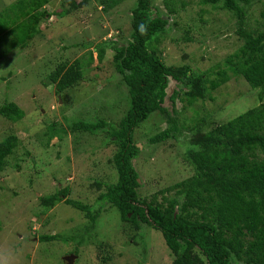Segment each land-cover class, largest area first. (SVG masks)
<instances>
[{"label": "rangeland", "instance_id": "obj_1", "mask_svg": "<svg viewBox=\"0 0 264 264\" xmlns=\"http://www.w3.org/2000/svg\"><path fill=\"white\" fill-rule=\"evenodd\" d=\"M136 1L126 0L106 12L92 0L61 16L69 3L49 0L42 10L51 16L43 20L42 29L38 27L40 33L25 47H7L18 38L0 33V52L9 51L0 55V106L6 101L15 102L25 113L16 123L0 116V143L12 135L19 139L0 173V264L173 263L161 232L146 225L135 230L123 224L118 209L107 203L93 226L88 212L64 201L44 208L40 200L69 188L70 199L95 212L103 207L98 198L106 186L118 180L111 163L116 146L107 142L105 133L112 132L111 127L90 135L72 133L69 126L79 120H105L117 125L129 111V91L115 71V53L107 47L104 61L99 62L97 45L128 43ZM174 1L177 12L171 14L166 2L172 8ZM174 1L151 0L154 16L159 13L169 19L168 30L157 47L165 63L190 66L206 75L224 69L225 58L239 52L243 45L236 32V19L209 8L208 12L202 11L205 7L198 0ZM17 2L0 0V13L5 10L0 18L7 24L15 22L12 7ZM247 11L248 30L263 29L264 1L254 3ZM187 32L190 42L182 40ZM83 57L87 63L81 84L59 95L54 85L46 86L48 76L59 64H71ZM170 86L172 92L173 82ZM257 95L258 91H253L243 78L232 77L211 93L213 99L192 107L177 101L182 127L177 140L150 144L149 139L168 126L159 113L139 126L134 141L140 154L134 165L140 175V197L149 202L156 195V201L162 202L168 195L161 193L163 189L192 176V167L185 159L192 146L190 130L203 120L210 131L217 123L235 119L260 104ZM167 106L171 108L172 104L167 102ZM52 126L55 135L49 136ZM55 234H59L56 241H41V236ZM71 256L75 259L70 263L67 258Z\"/></svg>", "mask_w": 264, "mask_h": 264}, {"label": "trees", "instance_id": "obj_2", "mask_svg": "<svg viewBox=\"0 0 264 264\" xmlns=\"http://www.w3.org/2000/svg\"><path fill=\"white\" fill-rule=\"evenodd\" d=\"M66 1L70 7L61 16L69 15L92 0ZM93 1H98L107 12L126 0ZM263 1L198 0V4L205 7L202 8L204 12L209 8L223 16L232 15L236 19L237 35L243 43L239 52L225 58L224 69L206 75L193 71L190 66L165 63L157 47L168 30L169 19L162 18L159 13L154 16L151 0H137L132 8L128 43L97 45L99 62L104 61L107 47L115 53V71L129 91V111L117 125L105 120H79L69 126L72 133L90 135H99L108 125L111 127L112 132L105 133L107 142L116 146L111 163L118 180L106 186V191L98 198L103 207L95 212L70 199L69 188L41 197L44 208L64 201L88 212L94 226L107 203L118 209L123 224H130L135 230L146 225L161 232L173 255L172 264H264V28L248 30L247 15L250 6ZM48 3L49 0H18L12 7L14 24H7L0 18V33H11L18 38L7 47L23 48L28 40L40 33L38 27L41 28L43 20L50 15L42 10ZM166 4L171 14L177 12L175 1L172 8L168 2ZM182 5L184 7L185 3ZM188 35L189 32L182 38L184 42L191 41ZM8 53V50H2L0 55ZM93 59L90 52L89 61ZM85 60L83 57L71 64H59L48 76L46 86L54 85L57 95L78 86L85 79ZM212 75L214 79L210 78ZM232 77L243 78L253 91H258L260 104L227 123L212 125L210 131L206 130V120L192 128L189 138L192 146L185 156L192 167V176L163 189L161 193L168 195L162 202L156 201V195L149 202L141 198L138 192L140 175L134 165L140 154L134 141L135 130L159 113L168 126L152 136L150 144L177 140L178 134L182 133L177 101L192 107L199 101L213 99L211 93ZM171 82L174 85L172 92ZM167 102L172 104L171 108ZM0 116L16 123L25 113L15 102L6 101L0 106ZM53 127L49 136L55 135ZM18 141L12 135L0 143V173ZM101 187L98 184V188ZM58 237L59 234L44 235L41 241L53 242Z\"/></svg>", "mask_w": 264, "mask_h": 264}, {"label": "water", "instance_id": "obj_3", "mask_svg": "<svg viewBox=\"0 0 264 264\" xmlns=\"http://www.w3.org/2000/svg\"><path fill=\"white\" fill-rule=\"evenodd\" d=\"M68 259L72 262L75 259V256L68 257Z\"/></svg>", "mask_w": 264, "mask_h": 264}, {"label": "flooded vegetation", "instance_id": "obj_4", "mask_svg": "<svg viewBox=\"0 0 264 264\" xmlns=\"http://www.w3.org/2000/svg\"><path fill=\"white\" fill-rule=\"evenodd\" d=\"M67 260L71 263V260H69L68 258H67Z\"/></svg>", "mask_w": 264, "mask_h": 264}, {"label": "clouds", "instance_id": "obj_5", "mask_svg": "<svg viewBox=\"0 0 264 264\" xmlns=\"http://www.w3.org/2000/svg\"><path fill=\"white\" fill-rule=\"evenodd\" d=\"M42 29V28H41Z\"/></svg>", "mask_w": 264, "mask_h": 264}]
</instances>
